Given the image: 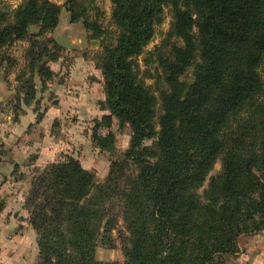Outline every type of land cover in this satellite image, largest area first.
<instances>
[{
    "label": "trees",
    "instance_id": "obj_1",
    "mask_svg": "<svg viewBox=\"0 0 264 264\" xmlns=\"http://www.w3.org/2000/svg\"><path fill=\"white\" fill-rule=\"evenodd\" d=\"M110 1L116 42L105 44L97 57L105 91L101 105L108 114L94 121L93 135L113 116L128 123L132 135L123 162L130 161L135 173L113 162L99 186L73 157L47 164L25 201L38 235V264H116L97 262L94 254L101 239H111L115 219L109 216L101 228L103 203L121 184L127 187L119 191L128 234L125 264H212L219 255L237 252L240 235L264 231V79L258 71L264 0ZM65 3L72 21L87 18L80 0ZM164 6L170 7V26L150 53L165 84L155 121L157 98L139 77L135 59L162 22ZM59 9L51 0H21L11 21L0 17L6 22L0 25V48L38 25L26 51L33 73L47 52L48 40L41 37L57 25ZM84 26L91 37L103 33L94 21L84 19ZM190 66L193 78L186 83L180 77ZM36 71L45 78L52 74L43 63ZM28 88L19 98L26 104L34 93ZM155 136V150L141 147ZM100 138L105 149L113 135ZM218 157L220 172L200 199L194 188Z\"/></svg>",
    "mask_w": 264,
    "mask_h": 264
},
{
    "label": "rangeland",
    "instance_id": "obj_2",
    "mask_svg": "<svg viewBox=\"0 0 264 264\" xmlns=\"http://www.w3.org/2000/svg\"><path fill=\"white\" fill-rule=\"evenodd\" d=\"M51 1L60 7L58 23L42 35L41 39L48 40L47 52L38 62V65L43 63L50 68L52 74L49 78L37 73L38 65L33 73L27 66L26 51L30 46L29 35L37 33L38 25L29 27L26 38L14 40L0 48V97L2 98L0 127L6 125L14 129L11 132L6 129L3 133L0 132L1 137L12 139L8 140L10 143L7 144L5 140L3 141L4 138H0V162L6 157L10 159V153L14 151L19 157L15 166L20 165L22 170L26 171L16 174L15 179L24 178L21 187H26L23 208L27 211V217L30 208H27L25 201L31 184L51 162L73 157L84 168L93 172L94 184L99 186L106 182L113 162L122 164L124 173L131 175L135 173L130 161L123 162L126 161L125 152L130 146L132 135L128 123L122 124L113 116L108 127L97 126V135L94 134L96 139L93 140V130L96 127L94 121L99 120L103 114H108L101 105L105 99V91L102 71L97 67V57L105 44L114 45L116 42L118 31L111 20V1L80 0L87 18L81 17L75 21L71 20L65 0ZM20 3L21 0H0V17L4 15L6 21H11V11ZM84 19L98 23L103 33L98 37H91V31L84 26ZM170 21V7L164 6L162 22L155 25L152 38L135 59L138 63L139 77L157 98L155 121L162 113L158 95L159 89L164 88L165 84L159 77L160 69L156 57L151 56L150 53L168 31ZM5 23V21L0 22V25ZM52 55H56L57 58L51 60ZM258 71L264 79V57ZM192 78L193 66H190L180 79L190 83ZM31 86L34 88V93L30 102L26 104L19 98L25 97V92H28V87ZM240 115L244 117L246 113ZM26 116L30 121L28 123L23 122V117ZM156 129H159L158 125ZM108 132L113 135L111 144L108 148L102 149L99 147L100 137H104ZM156 142L157 136L143 140L141 147L155 150ZM150 159L156 161L157 156ZM220 169L221 160L218 157L204 173L202 183L194 188L200 199L205 195L210 178L217 175ZM126 189L127 187L121 184L103 203L104 216L100 223L101 228H104L109 216L114 217L115 226L109 232L110 241L101 239L97 243L94 254L97 262L125 264L123 246L128 234L122 218L124 198L119 191ZM228 255L217 256L212 264L226 263ZM38 262L39 255L35 264Z\"/></svg>",
    "mask_w": 264,
    "mask_h": 264
},
{
    "label": "crops",
    "instance_id": "obj_3",
    "mask_svg": "<svg viewBox=\"0 0 264 264\" xmlns=\"http://www.w3.org/2000/svg\"><path fill=\"white\" fill-rule=\"evenodd\" d=\"M26 117H23V122H30ZM5 129L14 130L3 125L0 132ZM0 138H4L7 144L12 140L5 136ZM9 157L0 162V264H35L38 235L29 224L27 211L23 208L26 187H21V182L24 178L15 179L16 174L26 171L20 165L15 166L19 158L16 152H11ZM237 244L238 251L229 254L224 264H264V231L240 235Z\"/></svg>",
    "mask_w": 264,
    "mask_h": 264
},
{
    "label": "water",
    "instance_id": "obj_4",
    "mask_svg": "<svg viewBox=\"0 0 264 264\" xmlns=\"http://www.w3.org/2000/svg\"><path fill=\"white\" fill-rule=\"evenodd\" d=\"M61 43V42H60ZM0 101H2V98L0 97Z\"/></svg>",
    "mask_w": 264,
    "mask_h": 264
}]
</instances>
